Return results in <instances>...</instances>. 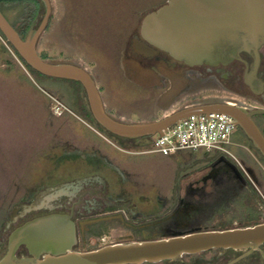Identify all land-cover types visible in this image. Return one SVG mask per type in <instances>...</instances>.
<instances>
[{
	"label": "flooded vegetation",
	"instance_id": "1",
	"mask_svg": "<svg viewBox=\"0 0 264 264\" xmlns=\"http://www.w3.org/2000/svg\"><path fill=\"white\" fill-rule=\"evenodd\" d=\"M167 2L160 0L142 9L145 13L136 20L128 45L121 50L125 78L152 88L140 83L144 76L139 69H148L155 81L153 88L165 86L160 94L164 96L173 90V74L185 81L178 94L191 91L195 84L204 86L206 91L218 92L191 104L228 102L264 109V44L259 50L260 61L255 71V60L248 53H242L241 59L228 64L191 66L160 50L149 57L134 52L135 39L144 41L141 35L144 16ZM63 107L66 109V105ZM106 110L115 116L107 107ZM57 112L62 115L64 109ZM257 116L264 117V113L255 114V121ZM89 118L94 123L93 130L115 149L110 151L94 141L89 142L87 148H80L68 140L59 153L52 154L53 167L43 173L36 185L28 188L2 223L0 257L6 252L9 236L17 227L49 214L71 217L76 226L77 250L85 242L95 244L86 249L93 250L115 242L160 239L193 231H221L264 223V157L255 147L257 168H246V160L241 155L239 158L234 153L230 157L205 151L200 161H183L166 186L148 184L133 179L136 173L123 164V152L143 153L124 147H138L140 140L111 134L96 123L92 114ZM256 123L264 133V123ZM237 143L246 147L244 138ZM110 237L114 239L108 240ZM17 253L27 254L26 246L21 245ZM137 264H264V243L257 248L212 247L176 258Z\"/></svg>",
	"mask_w": 264,
	"mask_h": 264
},
{
	"label": "rangeland",
	"instance_id": "2",
	"mask_svg": "<svg viewBox=\"0 0 264 264\" xmlns=\"http://www.w3.org/2000/svg\"><path fill=\"white\" fill-rule=\"evenodd\" d=\"M159 1L52 0L53 12L39 42V54L49 61H71L86 67L95 76L108 110L116 117L134 122L159 119L205 95L217 94L196 84L191 91L178 94L185 81L171 74L173 90L160 96L165 86L153 88L155 81L148 69H139L144 76L140 83L153 89L125 78L121 50L128 45L136 20L145 13L142 9ZM4 8L15 21L16 7L4 5ZM44 12L42 3L39 22ZM84 104L87 105L85 91L77 81L31 71L0 33V231L12 206L53 167L51 155L67 146L66 141L71 140L80 148H87L94 141L110 151L115 149L93 130L94 123ZM62 109L63 114L57 115ZM256 121L263 125L264 117L257 116ZM241 138L245 139L246 147L237 143ZM143 143L146 141L140 142ZM124 147L143 152H123V164L137 175L133 179L163 186L174 179L183 161H200L206 151L182 150L166 156L144 152L148 146ZM226 147L246 160V168H257L254 156L258 151L242 130L234 128ZM92 246L95 244L85 242L78 250Z\"/></svg>",
	"mask_w": 264,
	"mask_h": 264
},
{
	"label": "water",
	"instance_id": "3",
	"mask_svg": "<svg viewBox=\"0 0 264 264\" xmlns=\"http://www.w3.org/2000/svg\"><path fill=\"white\" fill-rule=\"evenodd\" d=\"M45 12L22 37L0 9V32L34 70L53 78L79 82L96 123L116 136L137 140L150 138L192 114L221 112L232 116L264 157V133L254 119L264 109H250L228 102L188 104L153 121L127 122L107 112L95 76L71 61H49L39 54V42L52 12V0H40ZM143 40L135 39L134 52L152 56L159 50L188 65L228 64L248 53L260 61L264 44V0H168L147 13L141 24ZM247 81H249L247 76ZM250 84V83H249ZM76 226L66 214L36 217L17 227L9 236L0 264H128L176 258L212 247L257 248L264 243V223L254 226L193 231L160 239L115 242L93 250H77ZM21 245L27 254L18 255Z\"/></svg>",
	"mask_w": 264,
	"mask_h": 264
},
{
	"label": "built area",
	"instance_id": "4",
	"mask_svg": "<svg viewBox=\"0 0 264 264\" xmlns=\"http://www.w3.org/2000/svg\"><path fill=\"white\" fill-rule=\"evenodd\" d=\"M235 127V119L225 113L192 114L148 138L150 144L144 152L170 156L182 150L204 149L231 157L233 153L226 144Z\"/></svg>",
	"mask_w": 264,
	"mask_h": 264
},
{
	"label": "trees",
	"instance_id": "5",
	"mask_svg": "<svg viewBox=\"0 0 264 264\" xmlns=\"http://www.w3.org/2000/svg\"><path fill=\"white\" fill-rule=\"evenodd\" d=\"M4 5H10L11 8H15L16 7V9L18 10V15H17V19L15 21H13L12 19L9 18L8 13H7V11L4 8ZM41 5H42V2L40 0H0V9L7 16V18H9L10 22L17 29V31L21 34L22 37L26 36V34L29 31L30 27L32 26L34 21L39 16V13H40V10H41ZM15 52L20 57V55L18 54V52L16 50H15ZM42 57L44 59H46V57H44V56H42ZM22 61L25 63V65L31 71L38 72V71L34 70L33 68H31L23 59H22ZM84 107H85V110H86L87 114L91 116V112L89 111L87 105H85ZM138 140H140V142H142L144 140L146 141V143L140 144L143 147H147L149 145L150 139H148V138H141V139H138Z\"/></svg>",
	"mask_w": 264,
	"mask_h": 264
}]
</instances>
